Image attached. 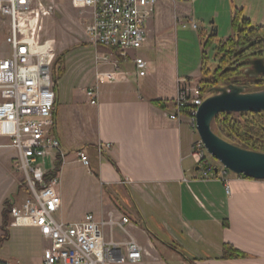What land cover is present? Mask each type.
Wrapping results in <instances>:
<instances>
[{
    "label": "crops",
    "instance_id": "crops-1",
    "mask_svg": "<svg viewBox=\"0 0 264 264\" xmlns=\"http://www.w3.org/2000/svg\"><path fill=\"white\" fill-rule=\"evenodd\" d=\"M196 3L157 0L144 46L127 56L118 55L117 69L114 63L97 65L98 55L109 56L112 50L96 48L85 31L76 49L89 50L90 57L78 64L76 77L65 80L62 72L55 81L54 133L65 155L58 171L62 206L57 218L76 223L88 214L128 216L126 229L145 250L140 264H173L164 259L166 249L172 252L166 255L169 259L180 256V264H264V180L233 174L219 164H215L216 176L203 178L192 156V147L200 139L196 129L186 115L171 119L179 83H197L202 74V33L210 27L199 30L195 24V20L205 21ZM60 5L56 20L67 13ZM230 7L231 20L235 10H243L247 19L264 26V0H230ZM76 16L74 23L79 26ZM89 16L88 25L91 12ZM189 53L194 54L193 61ZM136 58L147 63L143 77L137 72ZM100 71H115L119 80L99 84ZM92 87L99 91L97 105L86 94ZM79 152L89 157L88 167L80 162ZM16 158L12 147L0 151V168L6 162L2 166L10 178L8 189L0 191V238L5 202L20 205L25 199L21 176L14 171ZM55 158H49L50 171L56 170ZM68 158L86 167L87 175L73 174L63 181ZM96 189L108 195L109 206L84 209V198H94ZM119 190L128 197L133 215L115 201ZM116 237L127 236L119 231ZM226 246L239 254L225 258Z\"/></svg>",
    "mask_w": 264,
    "mask_h": 264
},
{
    "label": "built area",
    "instance_id": "built-area-1",
    "mask_svg": "<svg viewBox=\"0 0 264 264\" xmlns=\"http://www.w3.org/2000/svg\"><path fill=\"white\" fill-rule=\"evenodd\" d=\"M61 0H0V15L8 25L6 44L9 55L0 58V136L10 138L17 152L15 171L21 176L20 188L25 199L12 207L13 228L37 229L45 242L41 264H140L145 250L126 229L130 218L110 212L107 218L88 214L76 223L57 218L62 206L60 178L48 175L54 170H41L39 162L65 155L54 133L56 91L53 75L55 48L52 41H43L47 18L55 15ZM77 9L90 10L92 21L86 28L91 44L112 50L98 55L97 65L114 63L117 56L139 50L147 40V24L154 14L157 0H70ZM116 55L113 58L111 56ZM139 76H145L147 63L135 59ZM101 83L119 80L115 71H100ZM91 104L97 105L99 91L86 92ZM200 88L189 81L179 83L175 99L176 111L171 119L186 115L196 129V115L203 103ZM79 160L90 165L89 157L79 152ZM192 156L203 178L217 175L201 139L192 147ZM121 231L127 237L118 240Z\"/></svg>",
    "mask_w": 264,
    "mask_h": 264
},
{
    "label": "rangeland",
    "instance_id": "rangeland-1",
    "mask_svg": "<svg viewBox=\"0 0 264 264\" xmlns=\"http://www.w3.org/2000/svg\"><path fill=\"white\" fill-rule=\"evenodd\" d=\"M196 3L197 11L199 13H202L205 15V21L203 20H195V24L198 26L199 30L203 29L204 26L210 27V29H204V32L207 34V36L212 32L211 27L212 25L217 27V37H215L214 42L210 47H208L207 54L209 59V66L211 69H215L218 66L219 59L216 55L215 48L217 46V43L220 40H225L229 36L233 35V25L231 20V7H230V0H193ZM61 3H63L64 11L66 10L67 13H65V18H59V20H56V13L55 15L49 17L46 19L44 24V29L42 32V39L43 41H52L53 46L55 48V61L53 66V75L55 74L56 70V62L59 58H61L60 63L57 68V72L62 70L64 72V78L65 80H70V77H76L77 73L80 72V68L78 67V64L82 61H85L88 56L90 57L91 53L90 51H85V49H76L78 45H80L83 41V36L85 35L86 27L89 23V15L90 10L87 9H77L74 8L70 2V0H61ZM62 5H60L61 8ZM59 11V8L56 12ZM219 13V16L217 18L215 13ZM78 14L79 16H76L77 19L80 17V22L78 25H75L74 22H76V18H74V15ZM55 19V20H54ZM50 20V21H49ZM75 26V27H74ZM78 29L79 32L72 31V29ZM8 32V25L4 18L0 15V58H5L9 55L10 48L6 44V36ZM194 32V31H192ZM75 49V50H74ZM263 51H251L249 48H241L238 50L236 54V59L228 65L224 70L225 72H234L233 76H230L228 79L220 80L219 84L216 86L210 88L212 90L215 87H222L225 85H228L230 83H236L239 85H245L248 88L249 92H255V91H261L264 90V86H257L261 80L263 79V75H260L258 77H254L252 75V71H254V66L252 65V62L256 60H263L264 56H262ZM184 49L181 46V57L184 56ZM189 56H191V59L193 61L194 54L189 53ZM226 69H228L226 71ZM202 77V74H201ZM201 79V78H200ZM200 81V80H199ZM64 82V81H63ZM249 84H257L252 85L249 87ZM193 85H197L199 88L201 87L199 82L193 83ZM56 88V83H55ZM208 92L205 94L204 97L208 95ZM235 116H239L238 114ZM264 117V114H263ZM252 119V117H250ZM216 120V119H215ZM214 120V123H215ZM213 123V130L215 132V124ZM216 133V132H215ZM0 151L1 153L5 150H8V148H11V141L10 138L2 137L0 136ZM10 150V149H9ZM73 158V157H72ZM69 164L66 165L64 169L63 174V181L69 180L70 175H78V176H84L87 175V168L83 167L79 163L71 162V158H68ZM210 160L212 161V164L215 166V164L220 163L213 158L210 157ZM50 159L47 158L46 164L41 161L39 162V168L41 170H50L52 168V163L50 164ZM7 165V163H2L0 168V191H6L10 183V178L8 173L5 171L2 165ZM14 165V171H15V162ZM52 173V172H51ZM15 174L19 175L18 173ZM21 181V179H19ZM19 181V183H20ZM6 188V189H5ZM97 188V185H96ZM120 193L116 192V195L114 196L115 201L119 203V205L127 211L129 214L133 213V208L129 205L128 202H126L127 196H124L123 193L119 190ZM118 195V196H117ZM110 199L108 195L101 194L99 189H96L94 198L91 199V195L88 196V198H84V209H99V207L102 206H109ZM103 203V204H102ZM112 204H114L112 202ZM111 205V203H110ZM11 218V216H10ZM9 238L5 241L0 242V262H6L7 264H41L43 262V252L45 248V242L42 239V237L39 235V233L32 228H13L11 226V221L9 224ZM0 235H1V228H0ZM166 254L164 255V259L168 263L173 264H180V261L182 260L179 255L175 254L177 257L176 260H171L166 255H170L172 252L168 249L165 250Z\"/></svg>",
    "mask_w": 264,
    "mask_h": 264
},
{
    "label": "trees",
    "instance_id": "trees-1",
    "mask_svg": "<svg viewBox=\"0 0 264 264\" xmlns=\"http://www.w3.org/2000/svg\"><path fill=\"white\" fill-rule=\"evenodd\" d=\"M232 25L234 34L229 36L225 40H220L215 48L216 55L219 59L218 66L215 69H211L209 66V59L207 54V48L212 45L217 37L216 27L207 36L202 33L203 45H204V64L202 67V77L199 81L201 97L205 98V94L208 90L217 84L220 80L228 79L233 76L232 71L223 73V70L236 59V54L241 48H249L251 51H263L264 56V26L255 25L251 20L247 19L243 10H235L232 16ZM61 58H59L55 64L56 70L54 74V80L63 72L59 69L58 65ZM257 84H249V87ZM257 86H264V76L261 82ZM239 115L238 117L235 115ZM264 112L260 113H223L220 114L215 120V132L222 139L234 144L243 149L263 152L264 153ZM252 117V119H250ZM62 161L58 159L56 170L48 175L49 177L55 176L60 170ZM218 174V172H217ZM14 203L12 201H6L3 211V236L0 238V242L9 238V224L11 221L10 213ZM239 253L226 246L224 251L225 258L236 257ZM0 264H7L6 262H0Z\"/></svg>",
    "mask_w": 264,
    "mask_h": 264
},
{
    "label": "water",
    "instance_id": "water-1",
    "mask_svg": "<svg viewBox=\"0 0 264 264\" xmlns=\"http://www.w3.org/2000/svg\"><path fill=\"white\" fill-rule=\"evenodd\" d=\"M252 65L254 77L264 74L263 60H256ZM260 112H264V90L249 92L245 85L230 83L210 90L196 115V131L208 153L227 171L255 180H264V153L243 149L222 139L214 132L213 123L223 113Z\"/></svg>",
    "mask_w": 264,
    "mask_h": 264
}]
</instances>
